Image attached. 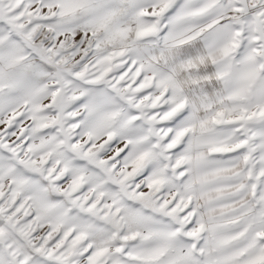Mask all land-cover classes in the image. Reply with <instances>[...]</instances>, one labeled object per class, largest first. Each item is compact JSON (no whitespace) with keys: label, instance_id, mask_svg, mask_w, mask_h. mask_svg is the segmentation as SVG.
<instances>
[{"label":"snow or ice","instance_id":"6c2138e0","mask_svg":"<svg viewBox=\"0 0 264 264\" xmlns=\"http://www.w3.org/2000/svg\"><path fill=\"white\" fill-rule=\"evenodd\" d=\"M0 264H264V0H0Z\"/></svg>","mask_w":264,"mask_h":264}]
</instances>
